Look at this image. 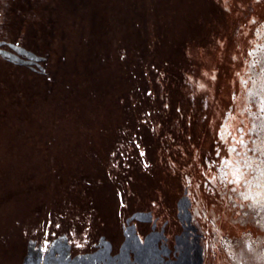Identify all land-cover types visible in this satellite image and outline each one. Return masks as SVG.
Listing matches in <instances>:
<instances>
[{"label":"rangeland","instance_id":"obj_1","mask_svg":"<svg viewBox=\"0 0 264 264\" xmlns=\"http://www.w3.org/2000/svg\"><path fill=\"white\" fill-rule=\"evenodd\" d=\"M220 1L231 11L232 0ZM79 2L80 9L88 11L85 35L63 14L56 18L59 30L49 36L38 28L37 13L51 4H59L61 11L66 5L63 0H0V264L136 261L134 244L127 241L132 237V225L120 221V177L129 180L134 190L161 187L181 191L190 210L181 204L179 212L187 216L185 220L191 219L184 226L190 250L185 262L179 264H264V201L256 202L250 194L261 187L264 191V0L240 3L236 14L241 20L236 30L226 26V35L213 38L208 46L190 44L184 63L167 64L156 71L152 87L158 89L163 102L156 116L159 140H146L154 168L141 172V161L133 165L131 157L130 164L122 168L123 176L114 178L110 158L118 147L115 120L126 118L127 113L110 105L107 89L115 86L117 72L127 75L126 86L135 81L142 84L138 74L142 67L133 64L137 53L131 47L141 32L131 29L126 19L132 3L116 0L118 13L109 20L104 1ZM175 3L169 40L200 38L210 29L213 15L207 0ZM149 9L144 7L147 15ZM25 18L29 22L23 31ZM70 31L74 36L69 39ZM37 43L39 60H35ZM62 56L67 62L58 68L60 72L47 71L44 63L52 65ZM102 57L104 61L99 62ZM86 60L90 66H98L91 74L96 80L82 70L88 65ZM72 73L78 77L69 83ZM7 79L15 82L14 86L21 83L27 87L26 92L19 91L22 100L5 91ZM90 80L96 81V86L97 81L105 85L106 92L97 97L83 93L81 100L80 91L94 89ZM6 93L8 101L3 99ZM2 100L9 104L8 118ZM226 121L230 125L224 136L221 130ZM234 156L244 158L245 173L237 181L225 165V158ZM250 158L253 161L248 165ZM169 170L180 175H171ZM257 173L262 179H257ZM76 192L94 194L93 211L101 217L94 227L100 243L79 245L73 238L84 230L75 229L79 234L74 236L65 233V228L77 226L71 223L62 230L53 225L45 244L46 219L57 212L70 215L74 211L76 218L77 212L81 213L70 206ZM227 241L235 243L240 260L229 251ZM154 257L152 264H176L165 255Z\"/></svg>","mask_w":264,"mask_h":264},{"label":"trees","instance_id":"obj_2","mask_svg":"<svg viewBox=\"0 0 264 264\" xmlns=\"http://www.w3.org/2000/svg\"><path fill=\"white\" fill-rule=\"evenodd\" d=\"M63 1L65 2L66 5L64 6V9H62L61 11L59 10L58 7L59 4L55 6L54 5L52 6L51 4L50 7L47 6V8L42 7V10L39 9L37 13L38 28H40L41 32L44 35L45 33L46 35L50 33L49 34L50 36L51 32L53 34L54 32H57L59 30L58 23L56 21L58 15H62L64 17L63 14H66V16L69 17V21L71 25H73V27L75 26L74 28H76L77 31L78 30L81 31V33L79 34L85 35L84 30L86 29L87 26L84 23L85 20L84 16L87 15L88 11H84L80 9L79 6L81 4L79 1L82 0H63ZM102 1L105 2L106 7L108 8V10H106L107 12L105 16L109 18V20L110 19L114 20L118 13V11L114 8V3L115 4L117 3L116 0H102ZM120 1L121 2L123 1L122 3L129 2L130 4L131 3L133 4V7H131L129 9L130 11L127 12L130 17H126V19L130 21L131 29L132 28H134V30L139 29V31L141 32V36L136 35V39L131 44V47L133 46V49L135 48L136 49L135 51L137 53L136 55H134V58L136 59L135 62H133V64L137 65L138 67L140 66V68L142 67L140 73H138L140 74L142 84H140L139 82H138L139 84H136L137 81H135V84L132 83L131 86L130 85L126 86L125 80H127L126 78L127 75L117 72L115 76V78H117L115 81V86L114 87L110 86V90L107 89L108 99H110V105L111 104L116 105L118 112L125 111L127 113L125 115L126 118H122V119L120 118L119 120L114 119L116 124L115 130L118 136V142H117L118 147H116L113 156L110 158L111 159L110 169L112 171L110 172V174L113 176V178L117 176V174H121V175L123 174L122 168H124L125 165L130 164L129 159H131V157H132L131 163L134 165L135 163L139 164V161H141L140 166H142V168L141 167L138 168L140 169L141 172L145 171V168L143 167V163L140 157L141 156L140 151L143 147H147L148 145L147 141H149V143H152V140L155 139L159 140V137L156 136L155 126L157 125L158 122L157 113L161 111V109H163V102L161 101L160 92L158 91V89L152 87L154 86L153 84H155L157 80V75L155 74L156 71L163 70L167 66V64L175 65V64L184 63V61L186 60V49L190 44L194 43V44H199L201 46H208L212 42L213 38L224 33L226 35V30H225L226 26L230 30L232 29V31L236 30L237 25L241 20V17H239L236 14L238 5L240 3L244 5H250L251 3V0H232L233 7L230 11L229 9H226L225 6L222 5L220 0H207V2H209L211 6V13L213 15L212 21L213 22L216 21V23L218 24L214 26L215 23L212 22L211 26L209 27L210 29H208V31L206 30V32H202V36H200V38L199 37L191 38L192 36H189L175 41L173 39L169 40L168 37L169 36L172 37L173 34V29H174L173 22L171 23L170 21H173V18L176 15L175 2H177L178 0H132V2H130V0H120ZM139 4L140 6H138V8H135L137 7L136 5ZM148 6H150L149 10H151V12L147 15L146 11H144V7L148 8ZM104 11L105 10L101 12L99 16V21L102 20L103 18L102 14H104ZM111 15H113V18ZM28 22L29 20L25 18L23 21L24 24L22 23L23 31H26ZM222 24H224V26H222ZM68 35H69V39L74 36L72 35V32ZM87 37H89L90 40L92 39L91 35ZM168 43L170 46L167 45ZM35 47H36L35 60H39L41 58L39 55V53L41 52L40 44L37 43ZM165 49L169 51L164 53L163 51ZM123 52H124L123 55L126 56L128 53V49L125 48V51L123 50ZM63 57L64 56H62L61 58L59 57L60 59L58 58V60L56 62H53L52 65L50 64L49 61L44 63L47 66V71L51 69L53 71H56L57 73L60 72V70L58 71V68H63V66L67 62L66 60H64ZM98 61L103 62L104 58L102 57L98 59ZM85 62H87L88 65L86 64L87 66H84L82 70L85 71V73L89 74L88 77L89 79L91 78L93 79L94 77V80H96L95 79L96 76L95 75L92 76L93 75L92 73H94V70H97L98 66L94 64L96 68H93L95 66H90L89 65V63H91L90 61L86 60ZM49 65H51L52 68H49ZM73 69L75 70V68ZM78 71L80 72V70ZM37 74H42V73L37 72ZM72 77L75 78L78 76H75L74 73H72V75L70 76L69 83H72L71 81L74 80V79L71 80ZM49 79H51L50 76ZM94 80H90V82L91 81L92 82L89 83L93 85L91 87H93L94 89L89 90L88 92L87 90L80 91V93L78 94V96H80V99L84 98L85 96L92 97L93 95L97 97L98 95H103V93L106 92L105 85H103L102 83L100 84L97 81L98 85L96 86L95 85L96 81ZM14 84L15 82L13 83L11 79H7L5 81L4 89L6 92L8 91V93H11L13 99H17V101H20L22 100L21 97L22 95H20L22 94V92L19 94V91L22 89V91L25 90L26 92L28 89L26 86H22L21 83L17 84L18 86H14ZM47 84L52 85V82L48 80ZM31 92L33 93L32 90L30 91V93ZM8 93L4 94L3 97V99L6 101L9 100L8 98L10 95ZM83 93L85 94V96L83 95ZM12 97L10 98L11 99L10 102L13 100ZM70 99H72V97ZM6 101H4L5 103L3 104L4 107L3 113L5 114L7 113V111H9L8 109L9 104ZM171 104L174 105V102L172 100H171ZM116 108H114V110H116ZM6 117L8 118V113L6 114ZM6 117L3 119L4 122H6L7 119ZM106 118H108V116ZM153 135H154V139H153ZM120 162H123L124 164ZM167 172H169V174L171 175H174L172 170H169ZM118 181L122 183L123 185L122 189L125 188V185L130 183L129 180H124L122 177H120ZM127 186L129 188V185ZM73 198L74 199L71 200L70 206L72 210L73 208L81 210V213L77 212L76 214L78 217L77 218L73 217L72 213H74V211L71 213L72 215L71 214L69 215L68 212H64V213L61 212L58 214V212L55 210L54 212L57 213L56 214L53 213L52 216H50L53 219L52 218L50 219L49 217V219H46L44 222L43 225L44 231L42 233L43 237H46L45 234H46V229L48 227H52L53 225L57 224V223L55 224L53 220L60 222V226H59L60 230L64 229V225L69 227L71 223H77L76 225H79V227L81 228L86 227V225L88 224L87 222L90 219L89 214L94 212L92 206L94 194L88 192H85V194H83L82 192H76ZM63 216L66 217L67 219H64ZM69 216L72 217L73 219L69 218ZM50 221L51 224H49ZM65 229H66L65 233H70L71 236H74L72 233V229L71 230L70 228H65ZM126 234L128 235L129 232L127 231ZM134 247L135 248H133V250L135 254L140 257L144 256V254L147 253L143 251L146 250L144 248V245L142 246L141 244L139 245L136 244L134 245ZM183 254L184 252L182 253V255L180 253L178 254V256H174V259L172 257L171 260H173L177 264L185 262V258ZM178 258L179 260L181 259L180 262H178ZM137 264H141V262Z\"/></svg>","mask_w":264,"mask_h":264},{"label":"flooded vegetation","instance_id":"obj_3","mask_svg":"<svg viewBox=\"0 0 264 264\" xmlns=\"http://www.w3.org/2000/svg\"><path fill=\"white\" fill-rule=\"evenodd\" d=\"M228 125L230 124L228 121H226L223 125L224 128L221 130V133L224 136L226 135L229 128ZM235 150V146L232 145L231 152L233 155H235ZM140 153L145 171L151 172L154 168V163L150 161L151 159L148 147H143ZM234 157L228 159L225 158V165L230 168L234 176L233 179L237 181L242 178L245 173L243 169L244 158L235 157V162ZM228 171L229 170H227V173ZM173 173L176 176L180 175L176 171H173ZM127 185H129V183ZM180 192L181 191L175 190L169 191L161 187L146 190H134L130 185L129 188L128 186H125V188L119 190L118 197L120 200V221L126 223V225L128 222L129 225H132V228L129 230L132 231L130 234V236L132 237L127 238V241H129V244L131 246L132 244H141L142 246L144 245V248L146 250L143 251L147 252L146 254H144V256L141 257L138 255H136L138 256L136 257L134 255V259L136 261L132 263L127 262V264H137L140 262L141 264H152V262L155 263L154 256L160 257L159 259H161L162 255H165L168 261H170L172 257L174 259V256H178V254L180 253L182 255V253L184 252V257L188 255V251L190 250V248L187 239H185L186 237L184 226L188 224L191 216L188 217L189 220H185V218L187 219V216H182L179 211H181V204H183V207H185V209H188V211L190 210V206L188 202L182 199ZM198 211L200 213V210ZM89 217L90 219L87 222L88 224L86 225V227L81 228L79 227V225H77L74 226V229L72 228L73 235L79 234L78 232L74 231L75 229L84 230L79 237L73 238L79 245H82L85 242H88L91 245H97L100 243V240L97 239V234L94 227L96 226V221L99 218L101 220V217L98 215L97 210L95 211V213L93 212L89 214ZM64 219L67 218L64 217ZM49 224H51V221ZM59 226L60 222L55 225V228ZM189 228L190 227L186 229ZM52 233L57 234L56 231ZM45 235L46 237L44 239V243L47 244L50 241L51 227H48L46 229ZM131 239L136 240V242L133 243ZM226 244L229 247V251L235 252V255H237V258L240 260L241 256L240 254L238 255L236 253L235 243L233 241H227ZM172 261L173 260H171L170 262ZM180 261L181 259L179 260L178 258V262ZM156 263L159 264L158 262Z\"/></svg>","mask_w":264,"mask_h":264},{"label":"bare ground","instance_id":"obj_4","mask_svg":"<svg viewBox=\"0 0 264 264\" xmlns=\"http://www.w3.org/2000/svg\"><path fill=\"white\" fill-rule=\"evenodd\" d=\"M252 161L253 160H251V158H250V159L246 160V164L249 165L250 163H252ZM257 175H258V173H257ZM259 178L262 179L260 175H258V178L257 179H259ZM259 187H261V186H259ZM262 189H263V187H261L260 189L256 190V192L250 193L252 195V197L255 199V201L256 200H258V201L259 200H263L264 201V191ZM257 194H258V196H257Z\"/></svg>","mask_w":264,"mask_h":264}]
</instances>
